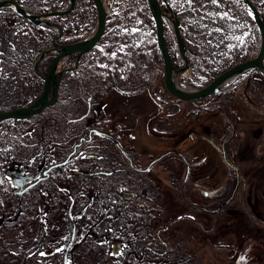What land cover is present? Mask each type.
<instances>
[{"label":"rangeland","instance_id":"rangeland-1","mask_svg":"<svg viewBox=\"0 0 264 264\" xmlns=\"http://www.w3.org/2000/svg\"><path fill=\"white\" fill-rule=\"evenodd\" d=\"M166 1L172 9L178 2L181 6L188 4L187 0ZM53 2L61 5L60 0ZM201 24L208 30L218 28ZM15 29L23 28L17 24ZM165 31L173 36L172 26ZM244 31L232 23L229 43L240 42ZM201 51L199 45L188 44L184 75H174L179 86L199 88L219 71L212 76L204 71L202 59L207 65L211 58H203ZM182 62L180 58L178 64ZM150 77L154 80V73ZM219 92L213 100L223 104L229 99L227 105L243 112L238 119L236 112L227 111V105L220 111L234 123L233 130L227 132L233 136L226 158L237 170H231L233 176L238 175L236 183L226 178L228 172L224 171L226 138L218 143L214 134L206 135L207 140L200 137L190 144L194 153L185 148L188 144L183 145L191 139L193 117L205 99L177 98L166 90L163 78L151 93L143 90L124 94L109 86L100 97L89 89L87 100H92L88 118L99 120V130L110 132L136 164H149L157 156L163 160L154 165L152 176L162 186L163 209L157 222L167 225L162 235L174 245V257L170 258L174 263L264 264V72L258 68L245 70L224 83ZM4 169L13 182L26 178L13 163Z\"/></svg>","mask_w":264,"mask_h":264},{"label":"flooded vegetation","instance_id":"flooded-vegetation-1","mask_svg":"<svg viewBox=\"0 0 264 264\" xmlns=\"http://www.w3.org/2000/svg\"><path fill=\"white\" fill-rule=\"evenodd\" d=\"M26 11L31 13H43L52 11L55 9H66L70 3L69 0H60L61 5H57V8L49 7L53 0H15ZM103 6L105 15L103 21V28L99 38L95 41L92 47L81 52L78 56V52H72L62 55L57 63L55 72L61 70L58 76L56 99L52 104L44 106L40 111L31 114L24 118H12L6 117L3 119H14L16 122L29 123L27 133L31 134L37 127L42 137H37L35 141L36 151L29 157H16L8 159L3 162L1 170L4 176L10 182V185L14 192L21 195L23 192H27L33 186L44 183L47 177L44 173H49L51 167L56 164H62L67 162L71 156L76 152L82 153V148L72 145V151H68L64 142V131L60 132L59 144H53L49 137L51 132V125L56 128V115H54V109L59 108V117L65 116V109L63 104L67 99L68 88L79 85L82 82V63L84 55L91 57L92 68V81L94 90L97 91L96 95L100 97L105 96L106 88L109 86L114 87L117 91L124 94H136L143 90L152 92L151 86H147V35L150 34L151 40L155 42L157 47L156 35H155V21L149 10L147 0H100ZM253 5V0H249ZM47 2V4H46ZM160 6L167 13L168 17L162 18L163 33L170 26H173V19L178 20L179 30L182 33L194 21H198L195 13L204 11V24L213 25L221 29V33L224 37V50L227 51V55L234 58L236 53L237 61L254 56L259 48V42L255 37L254 26H257L250 21L248 15L249 8L243 0H221L219 6L212 5L210 0H192V6L182 5L178 2V5L172 9L166 0H158ZM42 4V5H40ZM203 5V7H201ZM41 6L49 7L43 10ZM255 6V5H254ZM228 11L230 15H233L235 19L229 20L227 18L220 19L219 16H208V13H219ZM149 12V16L147 13ZM174 12V13H173ZM57 16V17H56ZM98 12L93 0H73L71 8L64 14L45 16L41 19L29 20L19 13H17L11 5L0 7V50L4 52V56L0 57V111L9 110L15 107H22L32 103L43 91L44 88V76L46 74L48 65L51 59L58 53L61 46L75 42L78 40L88 38L97 27ZM254 21V20H253ZM236 24L240 30H245L242 33L240 42L229 43V27L232 23ZM20 24L22 30L15 29L16 25ZM249 24V28L246 29ZM242 25V26H241ZM137 29L132 32V29ZM244 28V29H243ZM250 29L254 33L250 36ZM139 32V41L132 43V33ZM258 32V29H257ZM183 38V37H182ZM173 42L175 41L172 36ZM166 45V40L164 36ZM184 41V40H183ZM176 43V42H175ZM121 45H125L121 49ZM144 53L141 56L139 63V76L133 77V80L138 82L131 83L132 70L135 69V65L131 59L135 57L136 46ZM185 50L188 47V42L184 41ZM177 46V45H176ZM55 47L56 49H54ZM234 51L235 53H232ZM115 52L116 56L113 57L112 53ZM42 56L38 59V57ZM170 56V55H169ZM187 56V54H186ZM171 58V57H170ZM37 64L35 66L36 60ZM189 60V56L187 57ZM173 64L176 65L171 58ZM183 61V60H182ZM264 61V59H263ZM235 62V63H236ZM183 63V62H182ZM181 63V65H182ZM209 63V62H208ZM101 65H107L108 67H101ZM225 69V68H224ZM205 70H210L205 68ZM222 70V69H221ZM219 70L217 73H219ZM155 79L152 80L155 83L160 78H163V65L162 62L154 70ZM216 73V74H217ZM215 74V75H216ZM214 75V76H215ZM160 77V78H159ZM78 81V82H77ZM50 82L48 97L51 93ZM154 85V84H152ZM154 90V89H153ZM103 94V95H102ZM152 97H155V93H152ZM90 99L89 101H91ZM88 101V100H87ZM88 101V103H89ZM89 103V108L90 107ZM53 111V112H52ZM89 117V116H88ZM87 117V129L90 133L92 130L102 133L103 137L107 141V145H110L112 150H116L117 147L122 149V145L118 140H115L114 136L110 132H104L99 130V120L96 118L89 119ZM77 117L75 116L74 119ZM63 125V121H60ZM65 123V122H64ZM0 125L6 128L7 123L1 122ZM65 127V124L64 126ZM60 128V127H59ZM54 132V131H53ZM43 139V140H42ZM46 139V141H44ZM75 142V141H74ZM115 143L118 145L116 146ZM108 148L110 151H112ZM105 152V149L88 151L83 153L92 157L98 156L95 151ZM110 153H108L109 155ZM102 156V155H100ZM155 158V159H154ZM152 163L156 164L161 161V157H154ZM102 160V159H96ZM103 161V160H102ZM16 165L21 169V175L31 179L30 184H25L23 187L13 186V181L5 173L4 167L8 164ZM69 165V166H68ZM68 168L65 170L71 174H76V177L67 178L66 175L53 176L50 182L51 187L54 188L55 194L53 197L56 199V209L50 206L49 192L45 188H42L40 193L43 195L41 202L38 206V219L33 218V214H29L27 220L24 222V226H16L17 231H22L24 228H31V234L36 233L37 225L42 223L45 227L49 228L52 225H61L63 227V219H67L63 216L71 213V207L67 204L71 199V186L77 185L81 181L80 173H93L97 172V163H83L79 161L75 164L67 163ZM140 167H144L140 166ZM56 168V167H53ZM100 171V170H99ZM146 171V169H144ZM39 176L37 181L35 178ZM49 182V180L47 181ZM27 189V191H25ZM66 189L67 191H62ZM47 193V195L43 193ZM62 195L63 199L58 197ZM39 198V200H40ZM62 203L66 204V207L62 206ZM21 210V208H20ZM19 210V211H20ZM18 211V212H19ZM16 208L10 211L3 202L0 206V236L5 231V225L10 222H15L17 225L19 219H13V216L18 213ZM45 213L47 215H45ZM7 220V222H5ZM13 224V225H14ZM15 228V227H13ZM112 244L119 247L121 244L118 240H112ZM43 247V244H42ZM112 251L115 249L112 248ZM42 257L38 260H44ZM46 264H49L47 262Z\"/></svg>","mask_w":264,"mask_h":264},{"label":"trees","instance_id":"trees-1","mask_svg":"<svg viewBox=\"0 0 264 264\" xmlns=\"http://www.w3.org/2000/svg\"><path fill=\"white\" fill-rule=\"evenodd\" d=\"M253 2L264 22V3L261 0H253ZM49 7L57 8L56 3H52ZM49 7L41 6L43 10L49 9ZM205 14L207 13L204 11L195 13L198 21H194V23L185 28L182 37L190 46L199 45L202 48L201 53L203 58L204 56L211 58V62L207 65H205L206 62L204 61L206 59H202V67L204 66V69L208 68L210 70L201 69L212 76L216 71L229 67L238 59L234 51H232V53H235L234 58L227 55V51L224 50V37L220 31L217 32L215 29L208 30V27H203L204 25L201 23L204 22ZM147 15L149 16V12ZM249 17L250 21L254 24L252 16L249 15ZM254 30L255 37L259 42L255 26ZM131 35L132 43L139 41V32L132 33ZM164 36L168 53L174 63L178 65V60L181 57L178 54V49L173 42L171 33L168 34L165 31ZM147 41V74L149 75H146V81L147 86H151V90L153 91L155 82H152L150 74L154 72L153 69L155 70L162 61L155 42L151 40L149 34L147 35ZM134 54L135 57L131 61L136 68L132 70L131 85L138 82V80H133V77L139 76V63L144 53L138 49L137 45ZM91 60L90 56L84 55L81 65L83 68L81 75L82 82L79 85L73 84L72 88H68L67 99L63 104L65 116L59 117L58 107L53 110V114L56 115V128L51 125L49 140L53 144H59L60 132L64 131V142L68 151H72V145H76V142L78 143L77 147L82 148V153L92 151V149L104 148L105 152L100 150L95 151L98 153V156L102 155L100 157H103V161L96 160L89 155H84L89 158H80V152H76L67 162L53 166L56 168L51 167L48 178L44 180V183L37 184L27 192L19 195L13 191L10 182L4 176L1 170L2 164L8 159L29 157L36 151L35 141L37 137H42V134L39 133L38 127L31 134L27 133L29 123L24 121L23 123L16 122L14 119H3L0 121V123H7L6 128L0 125V178L5 180L3 188L0 189V200L5 202L10 211L16 208L18 212L21 208L13 216V219H19L17 225L14 224L15 222L6 224L4 226L5 231L0 236V264H46L47 262L49 264H67L68 259L71 260V264H116V258L108 254L112 251V240H118L120 244L124 242L130 243V250L127 251L126 257L132 258V264H139L141 260L143 264H177L170 259L174 257V245L168 243L162 235V231L167 225L163 226L162 223L157 222L161 218L160 211L163 209L160 203L162 186H160V182L156 177H154L155 179L153 178L152 170L154 165H157L158 162H163V160L158 161L156 164L152 163V160L149 164H145L144 167H140L141 165L136 164L135 160L128 154L126 148L120 149L117 147L116 150H112L110 145H107V141L103 136L95 135L98 131L92 130L88 133L87 117L90 114V108L87 101V92L91 88L94 90ZM184 72L185 70L180 72L179 76L184 75ZM219 91L193 99H205V102L201 103L204 106L195 112V114H199V112H209V114H212L214 110L223 109L228 104L227 101L229 99H224V103L220 104L218 100H213L212 98L215 95H219ZM227 111L230 112L231 110L228 108ZM75 116L77 117L76 119H74ZM226 117L224 113V119ZM60 121H63V125ZM64 124L65 127H63ZM230 127L231 125H224L222 127V134H227ZM211 131V129H208L206 134ZM115 145L118 146L116 143ZM108 153L110 154L108 155ZM226 155L223 156L228 164L226 178H232L231 181L234 179V183H236L238 175L235 174L233 176L231 170H235V168H232V164L229 163ZM79 161L87 164L94 163V165L97 163V168L100 171L80 173L81 181L77 185L70 187L71 199L68 200L67 204L71 207V213L70 215L67 213L63 214L67 218L63 219L64 226L56 225L55 227L54 224L47 228L40 223V225H37L35 234H31V228L29 227L24 228L22 231H17L16 226L23 225L29 214H33V218L40 220L38 219V206L43 198V195L40 198L42 188L48 190L49 198L50 196L52 197L50 198V206L56 209L57 201L53 197L55 192L54 188L50 185V179L53 176L60 175H66L67 178L76 177V174H71L65 169L69 166H67V163L75 164ZM107 172H111L113 175H104ZM48 180L49 182H47ZM121 188H126L127 191L121 192ZM229 197L232 198V195H229ZM58 198L63 199L64 197L60 195ZM112 200H116L117 203L112 204ZM64 205L66 207V204L62 203L63 207ZM109 207L112 209L108 213V216L112 217L111 220L103 214V209ZM85 209L87 210L86 213ZM74 216L83 218L72 219L71 217ZM122 224H127L131 227L130 229H125L121 227ZM106 227H111L113 231H107ZM129 230L136 237L135 240H129ZM70 231L74 237H80L83 234V240L78 242L77 239L73 238L67 242L62 241L61 238L69 234ZM103 240H108L110 243L101 246L99 242ZM63 243L71 244V247L65 252H56L53 255L47 256L31 254L32 251H36L37 249L46 253H53L54 249L60 247ZM149 247L151 251L148 250ZM42 257L46 259L43 261L38 260ZM122 264H128L127 258H122ZM179 264L195 263L194 261H182Z\"/></svg>","mask_w":264,"mask_h":264},{"label":"water","instance_id":"water-1","mask_svg":"<svg viewBox=\"0 0 264 264\" xmlns=\"http://www.w3.org/2000/svg\"><path fill=\"white\" fill-rule=\"evenodd\" d=\"M70 3L66 9H55L48 12L43 13H31L26 11L22 8L18 2L15 0H0V7L11 5L14 10L22 15L23 17L29 20H36L41 19L45 16L50 15H58L66 13L72 6L73 0H69ZM98 12V19H97V27L95 31L86 39L78 40L75 42H71L69 44L61 46V48L57 49L58 53L51 59L46 74L44 76V88L41 94L30 104L22 107H15L9 110H2L0 111V119L6 117L12 118H24L28 117L31 114H34L40 111L44 106L48 104H52L56 99V92H57V84H58V76L61 73V70L55 72L56 63L58 59L64 55L69 54L72 52L77 51L78 56L81 52H85L89 50L95 41L99 38L100 33L103 28V21H104V9L101 4L100 0H93ZM249 9L252 11V18L257 26L258 33H259V48L257 53L249 58L243 59L238 61L229 67L221 70L215 76H213L206 84L199 88H184L179 86L174 78V75L179 74L183 70H185L188 66V59L186 56V50L183 38L181 36L179 30V22L178 20L173 19V26H172V33L177 45L178 53L183 60L182 65L175 66L169 56L168 50L165 45L164 41V33H163V26H162V18L168 17L167 13L161 8L158 0H147L149 10L152 14V17L155 21V35H156V42L158 51L161 57L162 65H163V84L166 90L173 96L180 98V99H187L193 100L195 98L202 97L204 95H208L211 93H215L220 90L221 86L224 84L223 82L227 78L233 79L237 74L248 70L250 68H258L264 72V22L260 15L259 10L254 6L249 0H243ZM174 13V12H173ZM56 49L55 47H53ZM42 56L38 57V59ZM35 62V66L37 61ZM230 79V80H231ZM50 82L51 85V93L48 97V90ZM228 82V81H227Z\"/></svg>","mask_w":264,"mask_h":264},{"label":"snow or ice","instance_id":"snow-or-ice-1","mask_svg":"<svg viewBox=\"0 0 264 264\" xmlns=\"http://www.w3.org/2000/svg\"><path fill=\"white\" fill-rule=\"evenodd\" d=\"M189 6H192V0H187ZM211 4L212 5H216V6H219V4L221 3V0H210ZM262 3H264V0H261ZM201 7H203V5H201ZM248 15H252V11L251 9H249L248 11ZM208 16L211 17V16H219L220 19H224V18H227L229 20H233L235 19V17L233 15H230L228 11H223V12H219V13H208ZM242 26V25H241ZM137 29L133 28L132 29V32H135ZM215 31L219 32L221 31L220 28H216ZM150 35V34H149ZM234 39H240L239 37H234ZM125 47V45H121V49H123ZM4 56V52L2 50H0V57ZM112 56L115 57L116 56V53L113 52L112 53ZM101 67H108L107 65H101ZM95 135H99V136H102L103 134L100 133V132H96ZM80 158H89V157H85L83 153H80ZM94 159H103V157H100V156H96V157H92ZM48 173H44V176L47 177ZM104 175H108V176H111L113 175V173L111 172H107V173H104ZM37 181H39L40 177L37 176L35 178ZM5 183V180L0 178V189L3 188V185ZM31 183V179L29 178H25L23 180H19V181H14L13 182V186H20V187H23V185L25 184H30ZM3 190H7V189H3ZM25 191H27V189H25ZM62 191H67L66 189L62 190ZM121 192H126L127 189L126 188H121L120 189ZM45 195H47V193H43ZM207 195V193H206ZM112 204H116L117 201L116 200H112L111 201ZM122 203V201H121ZM3 205V201L0 200V206ZM85 213L87 212V210L85 209L84 210ZM112 209L109 207V208H106V209H103V214L109 219L111 220L112 217L111 216H108V213L111 212ZM45 215H47L45 213ZM70 215V214H69ZM72 219H80V218H83V217H79V216H74V217H71ZM90 218V217H89ZM121 227L125 228V229H130V225H127V224H122ZM106 230L109 231V232H112L113 229L111 227H106ZM74 231V230H73ZM77 239L78 242L82 241L83 240V234H81L80 237H74L72 232L70 231L69 234H66L64 235L61 240L64 241V242H67V241H70L71 239ZM136 237L133 236L131 234V231L129 230V240H135ZM101 246H103L104 244H109L110 241L108 240H103V241H100L99 242ZM71 247V244L69 243H63L61 244L60 247H57L54 249V252L53 253H46L44 251H40L39 249H37L36 251H32L31 254L33 255H40V256H47V255H53L55 254L56 252H65L66 250H68L69 248ZM111 247L113 249H115V251H111L109 252L108 254L109 255H112L116 258V264H122V258H127L128 260V264H132V258L131 257H126V253L128 250H130V243L129 242H124L122 243L119 247H117L115 244H112ZM149 251H151V248L149 247L148 249ZM31 251V250H30ZM243 259V258H242ZM67 264H71V260L68 259L67 260ZM139 264H143V261L141 260L139 262Z\"/></svg>","mask_w":264,"mask_h":264},{"label":"crops","instance_id":"crops-1","mask_svg":"<svg viewBox=\"0 0 264 264\" xmlns=\"http://www.w3.org/2000/svg\"><path fill=\"white\" fill-rule=\"evenodd\" d=\"M227 107L229 108V110L236 112V110L233 109V107H230L229 105H227ZM221 110H224V109H221ZM221 110H214V112H212V114H209V112H203L202 115L201 114L200 115L199 114L194 115L193 120H192L193 123L191 122L192 123L191 132H190L191 139H189L187 143L183 144L184 146L188 144L187 147H185V148H187L189 151H191L192 150L190 147L191 143H194L195 141L200 140V137H203L204 139L207 140L206 135L214 134V135H216V137L218 139V143H222L224 138H226V142L223 143L224 152H225V153H223V156L227 153L226 149L231 148L230 144H231V137L233 136V134H232V132H229V135H227V134L223 135L222 134V127L224 125H227V126L231 125V127H230L231 129L229 128L228 131L233 130L234 123H233V121H231V119L229 117H226L228 119H226V118L224 119V114H223V112H220ZM240 113H243V112H240ZM240 113H238V112L234 113L235 118L241 119L242 116ZM214 115H216L217 117H215ZM201 118H203V119H201ZM208 129H211L212 131L209 132L208 134H206V131ZM194 131L197 134H194L193 133ZM192 152L194 153L193 150H192ZM191 156H193V155H191ZM223 164H224V171H228V164H227L224 157H223Z\"/></svg>","mask_w":264,"mask_h":264},{"label":"bare ground","instance_id":"bare-ground-1","mask_svg":"<svg viewBox=\"0 0 264 264\" xmlns=\"http://www.w3.org/2000/svg\"><path fill=\"white\" fill-rule=\"evenodd\" d=\"M231 78L229 77V78H227L223 83H226L227 81H229Z\"/></svg>","mask_w":264,"mask_h":264}]
</instances>
